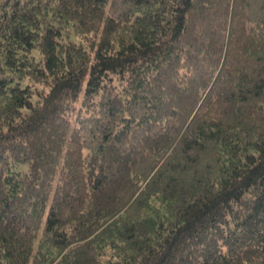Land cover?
<instances>
[{
	"label": "trees",
	"instance_id": "16d2710c",
	"mask_svg": "<svg viewBox=\"0 0 264 264\" xmlns=\"http://www.w3.org/2000/svg\"><path fill=\"white\" fill-rule=\"evenodd\" d=\"M0 264H264V0H0Z\"/></svg>",
	"mask_w": 264,
	"mask_h": 264
}]
</instances>
